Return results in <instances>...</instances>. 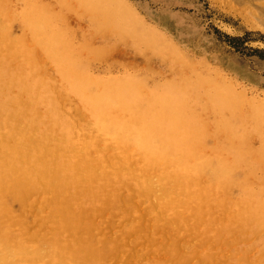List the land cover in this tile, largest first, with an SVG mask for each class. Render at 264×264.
Listing matches in <instances>:
<instances>
[{
    "label": "bare ground",
    "instance_id": "1",
    "mask_svg": "<svg viewBox=\"0 0 264 264\" xmlns=\"http://www.w3.org/2000/svg\"><path fill=\"white\" fill-rule=\"evenodd\" d=\"M19 1L0 0V264H114L112 244L90 237L91 217L134 199L147 214L159 209L176 235L262 229L264 241V103L247 106L220 77H203L124 0ZM75 10L102 41L115 35L144 60L176 58L181 70L157 85L150 68L144 79L95 75L115 43L97 48L89 31L76 42ZM26 209L29 220L40 213L34 233L17 231ZM233 248L206 264L248 261Z\"/></svg>",
    "mask_w": 264,
    "mask_h": 264
},
{
    "label": "rangeland",
    "instance_id": "2",
    "mask_svg": "<svg viewBox=\"0 0 264 264\" xmlns=\"http://www.w3.org/2000/svg\"><path fill=\"white\" fill-rule=\"evenodd\" d=\"M116 1L123 4L121 0ZM46 2L58 7V3L54 0H46ZM124 2L136 11L142 22L159 33L164 32L181 51L191 56L203 77H220L219 79L230 85L236 94L238 93L237 95L244 96L246 99L244 104L247 106L249 101L264 103V0H247V2L246 0H124ZM10 6L8 8L20 9L21 1L10 0ZM68 19L70 27L79 29L78 35L74 37L76 42L82 31H89L84 33L90 34L97 48L109 42L115 43L112 51L103 59L99 58L90 69L95 75L121 77L128 70L135 77L144 79L146 69L150 68L152 84L157 85L167 79L164 73L172 74V70H181V61L176 58L170 60L166 57L159 61L155 53L146 51L149 53L148 59L144 60L145 58H141L143 56L130 42L115 41L118 39L115 35H110L108 41H102L101 35L96 33V29L89 25L87 19L81 17L79 10L69 13ZM145 204L141 199H134L131 207L105 208L91 217L90 237L99 247L112 244L107 253L111 263L151 264L156 260L164 264H206L205 261L208 259L220 262L227 254L224 252L231 247H234L233 254L247 255L248 261H244L241 256L239 264L254 263L264 256L262 229L255 230L253 234L233 231L227 235L206 236L200 232L195 233L190 227L187 230L188 236H184V233L186 234L184 229L183 234L176 235L173 234L172 225L159 220L161 219L159 209L147 214ZM18 215L24 218L18 227V232L37 231L36 220L40 215L38 211L31 220L27 218L30 209L19 211ZM222 217L223 221L228 219L225 215ZM247 236H253V242L242 247L234 246L239 238ZM171 237L174 239V244L168 248ZM231 260L227 258V261Z\"/></svg>",
    "mask_w": 264,
    "mask_h": 264
}]
</instances>
